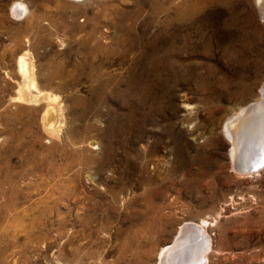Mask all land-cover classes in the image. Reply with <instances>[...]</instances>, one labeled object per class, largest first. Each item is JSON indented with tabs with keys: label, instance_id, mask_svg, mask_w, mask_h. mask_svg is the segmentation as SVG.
<instances>
[{
	"label": "rangeland",
	"instance_id": "rangeland-1",
	"mask_svg": "<svg viewBox=\"0 0 264 264\" xmlns=\"http://www.w3.org/2000/svg\"><path fill=\"white\" fill-rule=\"evenodd\" d=\"M263 94L256 0H0V264H160L187 224L205 264H264V167L224 131Z\"/></svg>",
	"mask_w": 264,
	"mask_h": 264
},
{
	"label": "bare ground",
	"instance_id": "bare-ground-1",
	"mask_svg": "<svg viewBox=\"0 0 264 264\" xmlns=\"http://www.w3.org/2000/svg\"><path fill=\"white\" fill-rule=\"evenodd\" d=\"M258 6L260 9L264 8V0H256ZM16 7V6H15ZM21 8V7H20ZM16 9V8H15ZM24 9V8H23ZM21 11V10H20ZM19 12V10H18ZM263 14V13H262ZM25 55L19 58V70L22 74L23 78V85L21 90H19V93L17 95V99H25L28 101H39L40 99H45L47 103V107L42 115L41 121L43 128L50 134L58 136L61 132V129L63 127V118L62 113L60 112L61 107L58 104L57 96L56 94L53 95L52 93H46L41 90H38L37 93L33 94L31 93L33 90H30V88H34L36 86L35 84V76L33 71V66L31 65V61L25 60ZM29 58V56H28ZM191 74V73H190ZM37 81V80H36ZM39 88V87H38ZM262 88V87H261ZM263 89V88H262ZM43 90V89H42ZM262 95V94H261ZM264 95V94H263ZM262 96L259 95V97L250 102L248 106H250L252 103H258L262 100H259ZM185 108L189 106V104L184 101L183 104ZM248 106H241L238 108L237 111L232 113L228 118H226L225 122V135L228 139L231 140V159L233 162V167L235 168L234 163H238L239 167L243 166V163L239 161L241 156L244 153H247L250 151V153H256L257 147L259 148L261 140L264 138V105H259L256 109L252 110V115H244L246 113V110L248 109ZM190 107V106H189ZM255 114V115H254ZM245 122V124H244ZM248 125V126H247ZM191 126V125H190ZM54 136V137H55ZM254 151V152H253ZM264 167V166H262ZM261 167V168H262ZM260 168V169H261ZM255 171H242L238 170V173L243 176H252L259 174V170ZM262 170V169H261ZM204 223V221H202ZM201 226V224H200ZM180 231L176 235V237L179 234L184 233L185 230H187V233H191V230L193 229L190 224H187V227L183 225L182 227H179ZM202 231V229H201ZM204 235V234H203ZM175 237V238H176ZM173 241V240H172ZM189 245V246H188ZM182 247V246H180ZM188 247H191L190 243H186L183 245V247L180 250L188 249ZM172 248L171 245H166L162 250L160 251V264H170L169 259L166 260L168 257V254L166 252L168 249ZM208 248V247H207ZM181 252V251H180ZM176 256V255H175ZM175 256H172L171 259L173 260ZM178 257H180V254L178 253ZM177 258V257H176ZM207 258V257H206Z\"/></svg>",
	"mask_w": 264,
	"mask_h": 264
},
{
	"label": "water",
	"instance_id": "water-1",
	"mask_svg": "<svg viewBox=\"0 0 264 264\" xmlns=\"http://www.w3.org/2000/svg\"><path fill=\"white\" fill-rule=\"evenodd\" d=\"M259 105H264V100L258 103H252L250 106H248V109L246 110V113H244V115L253 116V113L251 111L256 109ZM255 148H257L256 153H250L249 151L241 156L239 161L240 163H243L242 167L238 166L239 162H237L236 164L234 163L236 169L242 171H255L264 166V138L261 140L259 148L258 146ZM190 226L193 228L191 230V233H187V230H185L184 233L182 232V234H179L171 243H169L172 248L168 249V251L166 252V254H168L166 260L169 259L170 264H205V254L208 238L207 236L202 234L201 229L198 225L190 224ZM186 243H190L191 247H188V249L186 248L183 251L180 250ZM178 253L180 254V257H178ZM172 256H175L173 260L171 259Z\"/></svg>",
	"mask_w": 264,
	"mask_h": 264
}]
</instances>
